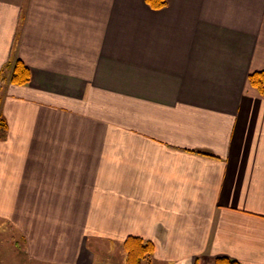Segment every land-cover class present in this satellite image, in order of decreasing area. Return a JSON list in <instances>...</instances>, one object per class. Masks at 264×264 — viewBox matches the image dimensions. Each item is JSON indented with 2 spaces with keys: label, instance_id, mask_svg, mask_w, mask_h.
Masks as SVG:
<instances>
[{
  "label": "crops",
  "instance_id": "obj_1",
  "mask_svg": "<svg viewBox=\"0 0 264 264\" xmlns=\"http://www.w3.org/2000/svg\"><path fill=\"white\" fill-rule=\"evenodd\" d=\"M166 3L0 0V73L30 72L0 77L8 263L102 264L134 236L155 264H264V0Z\"/></svg>",
  "mask_w": 264,
  "mask_h": 264
},
{
  "label": "trees",
  "instance_id": "obj_2",
  "mask_svg": "<svg viewBox=\"0 0 264 264\" xmlns=\"http://www.w3.org/2000/svg\"><path fill=\"white\" fill-rule=\"evenodd\" d=\"M145 3L153 10H159L166 6V0H144ZM2 84H12L23 86L30 80L28 67L19 59L11 57L1 68ZM250 86L255 89L259 95L264 98V71L253 72L248 76ZM6 134V125L0 116V139ZM122 248L125 253V264H155L153 254L154 245L150 241L143 240L139 237L128 236L122 242ZM215 264H240L238 261L218 257Z\"/></svg>",
  "mask_w": 264,
  "mask_h": 264
},
{
  "label": "rangeland",
  "instance_id": "obj_3",
  "mask_svg": "<svg viewBox=\"0 0 264 264\" xmlns=\"http://www.w3.org/2000/svg\"><path fill=\"white\" fill-rule=\"evenodd\" d=\"M104 244H106L105 242H103ZM100 244L98 243L96 245V254L101 258V263L102 264H117V262H119L120 260V255L124 258H125V254H124V251L121 250L116 247V246H112V249L109 250V246L108 245H105L103 246L104 244ZM107 254H110V255H113L112 258H108V260H110L109 262L105 263L102 259V256L104 257V255H107ZM11 255L12 253L10 254V252L6 251L3 253V256H0V264H11L10 262L8 263V261H5V260H8L11 258ZM29 263V262H28ZM28 263H24V264H28ZM31 264V263H30Z\"/></svg>",
  "mask_w": 264,
  "mask_h": 264
}]
</instances>
